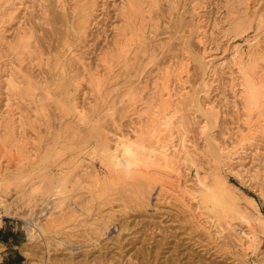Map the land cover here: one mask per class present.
Segmentation results:
<instances>
[{
	"label": "rangeland",
	"instance_id": "1",
	"mask_svg": "<svg viewBox=\"0 0 264 264\" xmlns=\"http://www.w3.org/2000/svg\"><path fill=\"white\" fill-rule=\"evenodd\" d=\"M77 1L80 5L82 2L87 3V0H84L85 2L83 0H0V12L3 10L0 13V19H2L0 21L3 24L0 25V91L2 90L0 92V109H3V103L6 101L3 94H6L7 98L9 96L8 102L11 100L10 102L15 116L17 118L18 116L19 118L24 116L23 118L26 120L18 118L17 120H20L23 126H17L20 128L27 126L24 127L26 130L21 129L26 134L25 136L30 143V147H32V152L35 150L33 157L37 160L42 155L50 154L49 156L52 159L49 158L47 167L49 172H53L54 175L52 177L48 176V178L45 173L43 174L45 169L39 171L33 170L31 173L28 172L31 168L26 164L27 159L23 157L26 156L27 158V151H12L11 160H9L10 169L15 173L18 172L23 177V180L25 178L26 180L22 182L24 185L22 184L23 186L21 185L20 187H17L10 180L8 181L9 186L7 190L8 194H6V203L11 209H9L11 212L5 213L3 209L0 210L2 212L0 231H10L11 229L16 231L18 239L21 241L18 249L24 256L25 264H32L33 260H35L34 262L42 264L45 256L47 257V264H254V261H259L258 256L262 258L264 254V231L261 233L259 231L261 244L258 250L255 253L249 250L244 255L231 229H226V232L223 231L221 236L220 234H213V226L209 227V223L205 222V216L200 215V211L197 209L198 207L195 208L197 206V204L195 205V199H190L187 197L188 195H185L187 197L184 196L187 205L185 204L186 206L184 205L182 207L183 204L180 206L181 202L179 201V204L178 201L172 199L173 197L171 199L169 197H167L168 199H163L161 195H157L156 192L158 190L156 185V189L153 188V193L150 194L149 204L145 207L143 202L146 199L142 198L149 189L143 185L141 186L142 190L138 188L139 186H136L137 188L135 189L133 185L135 194L131 189L132 187L120 184L122 186L114 187L115 191L113 189L112 191L109 190L106 193V196L108 194L107 197L104 194L103 197L93 201L91 205L84 204L81 196L77 194L78 190H75L74 199L76 203L78 202V205L73 204L71 201L68 207L72 210L69 211L67 207L69 214L72 213L73 216L69 215V217L68 213L64 214V211L62 213L64 216L55 215L60 226L70 225V227H74L72 228L73 230L68 232L70 235L67 232H63L64 229L61 230V233H51L48 236L49 238L47 237L48 243L50 244L48 245L47 252L42 240H27L28 230L31 228L37 230L38 223L51 210L59 213L58 208L54 209L53 207L57 195L55 187L51 188L52 185L49 186L48 183L51 181L55 185L60 168L62 167H68L73 171L75 170L74 173L78 172L79 167L76 166V163H73L75 159L72 160L73 162L71 164L67 154H82L88 149L91 150V147H95L96 138L94 135L92 137L90 133L92 123H94L93 125H99V129L102 128V131L100 130L101 135L103 133L107 137L109 136L108 138H112L114 136L113 134H118L121 131L127 132L128 134L134 133L133 127L135 124L133 123L134 121L136 122V117L135 115H128L130 112H127L125 107L128 104V102L126 103L128 93L126 94L127 96L123 95L129 92L126 90L127 88L130 90L131 86L137 84L135 89H133L135 91L133 95H137L135 97V101H137L136 105H138L137 108H140L139 111L142 113L144 108L148 106V102L151 101L154 103L156 101L152 100L157 95L159 84H157V87L154 84L160 79L159 75L163 67L165 68V64L168 65L173 60L177 64L181 59L184 60V62L182 60V62H179L183 66L181 67V64L178 63L180 65L178 67L179 70H184L185 68L188 70V72H185L188 76L182 71V76H186L185 79L183 77L184 82H190L189 86L187 85V89L195 92L193 96L195 94L198 95L194 97L196 99L199 98V104L203 106L208 105L209 107L212 105L217 110L219 109V117L215 123V127H211L214 134H211L217 138L216 141L218 139L221 140L218 143L220 142L222 145H226L231 143L232 135L230 133L232 134L239 123L240 117L238 109L242 104V99L239 96L240 86L237 84L240 82V78H238L240 67L237 65V60H241L243 65L247 67L249 65L250 67V64L252 65L251 60H254L255 54L257 55L256 61L264 56V52L262 51L264 50V0H199L201 7L198 10L199 15L195 14V16L191 15L192 13L189 9L191 0H146L147 2L144 3L143 11L147 9L149 12L144 11V20L139 15V11L130 12L131 10L128 8L127 0H94L95 2L88 0V3H93V5H90V10L93 11L94 6L96 8L88 16L89 21L87 19L86 27L83 31L81 29L83 33H78L79 27L76 25L79 23L77 20L81 19L79 12H76L79 10ZM146 4L148 5L146 6ZM3 6L7 8L5 7L3 9ZM126 9L128 10L127 13H125L127 11ZM129 14L131 18L128 16ZM258 17H261L262 20L258 19ZM134 26L135 28L144 27L145 36L148 40L145 39L148 48L146 47V50L145 46L138 45L137 41H131L132 44L130 46H133H129L130 51L127 54L124 53L125 55L122 56L123 53H120V47L123 46L122 41L125 43L130 40L127 39V35L133 34V31L131 32L129 30L130 27L134 30ZM202 26L205 29L199 32L200 30H197L196 27L202 29ZM190 30L192 31L190 32ZM139 31L141 30L136 32ZM203 31H205V34ZM20 36L21 38H19ZM129 37L135 38V36ZM23 39L26 42L29 41L27 42L28 45H26L27 50L26 48L23 49L24 47H20ZM65 40H67L66 42L72 43L71 47L73 50V55L70 54L65 58L70 59L69 61L68 59L67 61L65 60L66 69L62 73H65V76H62H64L63 80L67 84V92H65V96L67 95L66 99L63 97L64 91L60 92L61 89L59 86V88L55 89V84H57L59 78L55 75L56 71H58L55 67V59L59 55L64 56L63 54L66 53L64 51L65 45H63L66 43ZM116 42L121 43L119 44L120 46ZM7 43L10 45L7 46ZM15 46L17 47L14 48ZM75 47L76 50H74ZM18 48L19 51L21 50L20 52ZM22 51L23 54L21 53ZM252 55H254L253 58ZM248 56L249 59L247 60ZM263 59L258 60L256 68V74L259 76L264 74ZM242 60H245L244 62L246 63L244 64ZM123 61L126 62V66L123 64ZM174 62L172 63L174 64ZM184 63L188 65L184 67ZM81 64L84 69L80 66ZM87 66L91 69H86ZM95 70L101 73L100 79L103 81L100 82L103 83L100 87L95 86L96 82H92L95 79L90 77ZM10 75L11 77L13 76L12 78L15 84L12 83L14 85L10 82L12 79L9 78ZM54 76L57 78V81H55L56 78ZM4 79L7 80L6 83L8 81L10 83L5 84ZM53 80L54 83H52ZM203 80L206 81L207 85H203ZM29 82L32 85H29ZM60 82L61 80H59ZM144 83L145 85H142ZM16 84L20 89L15 90L18 88ZM233 84L235 85L233 86ZM42 86H45L47 89ZM143 86L147 89H142V91L140 87L143 88ZM98 87L101 89H98ZM179 87H177L178 90L180 89ZM190 87L194 90H191ZM13 88L15 91H12ZM4 89L11 91L9 93ZM154 89L156 92H154ZM152 94L153 96L155 95L153 99ZM58 95H60V99H58ZM12 96L15 97L13 98ZM46 97H50L51 99L55 97L56 99L51 100ZM12 98H16V100ZM68 98L69 100L78 102V104L85 105L83 106L86 107V115L88 120H90L88 123L77 122L72 111L68 113V111L62 109L63 106H60L62 103L61 99L65 102ZM120 98L124 100L120 102ZM26 100H29L30 104L33 102L34 105L31 104V106L28 102L27 104ZM55 100L57 104L54 102ZM142 101H148L147 105L145 104L146 102L143 104ZM152 103L151 107L153 105ZM12 104H16L17 107L15 106V108ZM17 108L21 110L19 111ZM194 109V107L188 105L186 112L184 111L186 114L183 112V118L185 119H183V122L182 119L180 120L184 127L186 125L187 128L185 127V130H189V133L186 131L189 140L196 149L200 150L194 156L198 167L192 168L189 171V176L187 175L183 178L185 180L188 177L186 180L189 179L188 181L191 183L192 179L196 178V175L203 176L204 174V176L207 175L208 177L210 174V169L208 168L209 162L206 161L207 157L203 156L202 152L204 150L205 138L200 133L201 128L199 126L204 116H201V113ZM22 110L23 114L21 113ZM24 111L28 113L24 114ZM17 112L18 116L16 115ZM31 115L34 116L32 117ZM142 117H146V115L140 116L141 119ZM32 119L33 121L35 119V121L33 122ZM96 119H98L97 122ZM20 123L17 122V124ZM260 137L257 135L252 144L250 142H244L246 144L245 146L243 144V150L245 148L247 152H243V150L239 151V154H235L236 157H233L235 159L231 160L232 162L225 160L228 168H231L233 171L231 169L226 170L228 168L224 165L222 167V173L226 175L228 182L238 187L239 191L234 192V196L237 197L239 202L247 206V201L243 194L252 196L257 202L258 209L264 214V197L260 193L262 184L264 183V180L262 182L264 175L259 177L257 181L256 179L249 181L239 180L232 173L237 167H242V169L246 168L243 169L244 171L253 169V166L257 165V162H255L257 157L263 158L264 137ZM223 141L225 142L223 143ZM248 143L250 145H247ZM98 147L96 146V149ZM18 152L21 154L19 155ZM25 152L27 155L22 154ZM256 152L257 154H255ZM8 154L10 155V153ZM13 156L15 159L17 157L18 161L21 160L20 163H24L25 167L19 169L18 165L20 163L18 164L12 158ZM238 156L239 158L241 157V162H239L240 160L236 162ZM253 157L254 159H252ZM2 158L0 157V164L7 161L6 156L5 158L2 156ZM21 158H24L26 161L24 160V162ZM93 160L99 175L101 177L103 175L108 176L106 167L99 161L98 157ZM238 163H241V166ZM247 167L249 168L247 169ZM258 167L260 168V166ZM196 169L200 170L196 171ZM193 171L195 173L197 172V174ZM41 176L49 182L47 183L43 180V182L47 183H43V190L41 192H32L31 183L35 182L34 179L38 181L42 178ZM30 177L33 178L30 179ZM183 179L182 182H184ZM207 179L210 180V176ZM46 187L48 188L46 189ZM123 187L127 190H124ZM128 188H130L132 193ZM45 190L47 191L45 192ZM141 191H145L144 195H142L143 192L142 194L140 193ZM109 194L112 198H110ZM136 196L137 199L139 197V200L136 199ZM111 199L114 201H111ZM141 200L143 201L141 202ZM137 201L141 202V205ZM67 203H69V200ZM64 207L66 208V205ZM258 230H261V228ZM61 241L63 243L59 245ZM0 245H2V249L0 250L1 254L5 251V247L1 242ZM24 246L30 255L27 256L24 253L22 249ZM29 256H31L30 259L28 258Z\"/></svg>",
	"mask_w": 264,
	"mask_h": 264
},
{
	"label": "bare ground",
	"instance_id": "2",
	"mask_svg": "<svg viewBox=\"0 0 264 264\" xmlns=\"http://www.w3.org/2000/svg\"><path fill=\"white\" fill-rule=\"evenodd\" d=\"M93 1L94 0H92V2ZM127 1H128V3H127L128 8H130V10H131L130 12L132 13V12L139 11V15H141L142 20H144L143 14H144L145 10L147 11V9H145L143 11V7H144V3H146L147 1L146 0H127ZM199 2H200L199 0H191L190 8H189L191 10V13H192L191 15H193V16H195V14L199 15L198 10L201 7L199 5L201 2L200 3ZM78 3H77V5L79 6V8H78L79 10L76 12H79V16L81 17V19L77 20L79 22L78 24H76V21H75V24L78 25L79 30L77 29V27H75V28L78 30V33H83L82 31L86 27L88 16L90 15L91 12L92 13L94 12L96 7L94 6L93 11L90 10V8H91L90 5L91 4L93 5V3H88V0H87V3L82 2L81 5H80V3L79 4ZM147 5L148 4H146V6ZM5 7L3 6V9ZM76 8H77V6H76ZM5 10H7V9H5ZM127 12H128V10L125 13H127ZM147 12H149V11H147ZM150 15H151V13H150ZM260 15H262V14H260ZM128 16H130V18H131L130 14ZM193 16H191V17H193ZM261 17L260 18L258 17V19L262 20ZM1 18H2V16H1ZM139 18H140V16H139ZM197 18H199V17H197ZM0 20H2V19H0ZM88 21H89V19H88ZM140 21H141V19H140ZM0 22H1L0 23V25H1L2 21H0ZM199 22H200V20H199ZM73 23H74V20H73ZM263 23H264V20H263ZM195 25H194V27H195ZM135 26H134V30H132L131 27L129 30L131 32L133 31L132 32L133 34L131 33L132 35H129V36H135V38L134 37L130 38L127 35V39L128 40L130 39V40L128 42H125V43H124V41H122L123 46L120 47V49H121L120 53L121 52L123 53V55L121 54L122 56L125 55L124 53L127 54L128 51H130L129 50L130 47L133 46V45L132 46H130V45L132 44L133 41L134 42L137 41L138 45L145 46V49L147 47L146 42L148 40L146 39V36H145V30L143 29L144 27H136L135 28ZM145 27H147V26H145ZM0 28H1V26H0ZM137 28H138V30H141V31L136 32V31H138ZM81 29H82V31H81ZM196 29L200 30L199 32H201V30H204L205 28H203V26H202V29L200 27H196ZM73 30H75V29H73ZM191 31L192 30H190V32ZM205 31H203L204 34H205ZM18 35H19V32H18ZM80 36H81V34H80ZM196 37H198V36H196ZM19 38H21V36ZM28 39H30V38H28ZM66 41L67 40H65V42ZM27 42H29V41H27ZM27 42L23 39L20 47L21 48L24 47L23 49H25L26 45H28ZM19 43H20V41H19ZM149 43H148V45H149ZM71 44L72 43H69V42H66L65 44H63V45H65V50L64 49L63 50L66 53L65 54L62 53L64 56L59 55L55 59V61H56L55 67L58 70V71H56L55 75H57V77H59L58 81H57V78L54 76L56 78V80L55 79L54 80L57 81V84H58V85L55 84V89L60 87L61 91L59 89L58 90L60 92L64 91L63 97H65V99L67 96V95L65 96V94H66L65 92H67V84L63 80L65 73L64 74H62V73L66 69L65 66H66V61L68 59V58L65 59L66 56H68L70 54L73 55V50H72ZM119 44H121V43H117L118 46H120ZM9 45L7 43V46H9ZM138 45H137V47H139ZM16 47L17 46H15L14 48H16ZM26 50H27V48H26ZM26 50H23V51H26ZM74 50H76V47L74 48ZM116 50H118V49H116ZM18 51H19V48H18ZM23 51L21 52L22 54H23ZM262 51L264 52V50H262ZM24 55H25V53H24ZM114 56H116V54H114ZM249 56H248L247 60L249 59ZM253 56L254 55H252V58H253ZM256 56L257 55L255 54L254 60L253 61L251 60L252 65L250 64V67H249V65H248V67L243 65L241 63V60L240 61L237 60L238 61L237 65H238V67H240L239 68V76H238V78H240V82H238L237 84H239V86H240L239 96L242 99V104L240 105V107L238 109L239 117H240L239 121H238L239 123L237 124L236 129H234L233 132L231 131L232 134L230 133V135H232L231 143H228L226 145H222L220 142L218 143V141H221L220 139H218V141H216L217 138L213 136L214 133L212 132V128H211L213 126L215 127V123L219 117V109L217 110L212 105L209 107L208 105L203 106L202 104H199L200 103L198 101L199 98L196 99L194 97L196 94L193 96V93H195V92L189 91V89H187L188 88L187 85L189 86L190 82L188 80H187L188 81L187 83L184 82L185 81L184 79L186 76L185 75L182 76V73H183L182 71H184V73H185V72H188V70H187V68H185L186 71H185V69L179 70V67H178V66H180L179 64H181V67L183 66V64L179 63V62H182V61L184 62V60L181 59L182 60L181 61L180 59L177 58L178 60H180L178 62L179 64L177 63L178 65L176 64V61L174 62V60H173V61H170V63L168 65L165 64V68L163 67V69H162V67H161L162 70L159 68L161 70V74L159 73L160 79L157 80L155 78L159 82L157 83V81H156V84H154L156 87L158 86L157 84H159V90L156 88L158 91L157 95H156L154 93V92H156L154 89L153 93L156 95V96L154 95L155 99H153L154 98L153 94H152L153 100L150 97V99L152 101H154V100H156V101L154 103H152L150 100H149L150 102L145 101L146 103L142 101L143 104L145 103L146 105L148 102V106H146L144 108L142 113L139 111L140 108L139 109L137 108L138 105H136L137 101H135V97L137 95L136 96L133 95L135 93V91L133 89H135L137 84L133 85V86L130 85L131 86L130 90H129V88L126 89L129 92H126L123 95L125 96L128 93L127 94L128 96L126 95L127 96L126 103L128 102V104L125 106L127 109V112H130V114H128V115L129 116L135 115V117H136V122L134 121V123H133V124H135V126L133 127L134 133L131 132L132 134H128L127 132L125 133V132L121 131L118 134L117 133L113 134L114 136L112 138H108L109 136L107 137V135H104L103 133L101 135L100 130L102 131V128L100 127L101 129H99V127H98L99 125L98 126L96 124L93 125L94 123H92V125L90 124L92 126L90 133H91V136L94 135L96 138L95 147L94 148L91 147V150L88 149L85 152H83L82 154H79V153H77V154H75V153L69 154L68 153L67 154L68 160L71 161L70 162L71 164L73 162L72 160L75 159L73 163L74 164L76 163V166L79 167L77 173H74L75 170L74 171L70 170L68 167L67 168H65V167L60 168V171H59L60 173L57 177L55 185H53L51 181L49 182V181L43 179L44 178L43 176H41L42 178H40L38 181H36L34 179L35 182L31 183V191L32 192H39V191L41 192V190H43V183L47 184L49 182L50 184L48 183V185L49 186L52 185L51 188L55 187L57 195H56V200L54 201L53 207H54V209L58 208L59 213H57V211L51 210V212H49L45 216V218L38 223V229L37 230L35 228H31L28 230L27 240H29V241L30 240L33 241L36 239H40V241L42 240L43 241L42 243H43V245L46 249V252H47L48 251V245H50L48 243L47 237L51 233H53V234L59 233V232L61 233L62 232L61 230L64 229L63 232H67V234H68V232L70 230H73L72 228H74V227H70V225H66V226L61 225L60 226L58 224V220L56 219V216H58V215L64 216V214H67V213H68V216L69 215L73 216L72 213L69 214V211H71L72 209H70L68 207V205L71 204V201L73 204L78 205L77 204L78 202L76 203V201L74 199V196H75L74 191L75 190H78L77 194H79V196H81V200L83 201L84 204H88V205L90 204L91 205V203L93 201L99 199L100 197H103L104 194H105V197H107L108 194L106 196V193L109 192V190H111V191H112V189L114 190L115 186H122L120 184H123L124 186L132 187L131 188L132 190L134 189L133 185L135 186V189L139 186L138 188L140 190H142L141 186L143 185L145 188L147 187L149 189V190H147L148 192H146L145 195H144L145 191L140 192L141 194L143 192L142 195H144L142 199H146L143 202L144 207H145V206H148L150 194L153 193L152 189L155 188V185H156L157 190H158L156 192L157 195L158 194L161 195V197L163 199H168L167 197H169L171 199V197H173L172 199H174L175 201H178L179 204L181 202L180 206H182V204H183L182 207H184V205L186 204L185 203V201H186L185 195H188L187 197L190 199H195V201H196L195 205L197 204V206H195V208L198 207L197 209H199L200 215L205 216V222L209 223V225H210V226L209 225L208 226L209 227L213 226V229H214L213 234H217V235L220 234V236H221V233L223 231H225L226 229H228V230L231 229L233 231V233L235 234L234 237L238 243V246L243 250V254L246 255L247 253H245V252H248L249 250L254 251V253H255L261 244V235L259 234V231H260V233L264 231V214L258 209L257 202L255 201V199L252 196L243 194L245 200L247 201V206L243 205L241 202H239L237 200V197L234 196L235 195L234 192L239 191V189L237 186H235V184H232V183L227 181L226 175L222 173V167H224V165L227 166L226 161L230 162L231 160H234L235 158H233V157L235 156V154L237 155V154H239V151L243 150L244 142H250L252 144L253 140L257 137V135L264 137V76H263L264 74L262 76H259L256 74L257 73L256 68H257L258 60H259V59L257 61L255 60ZM22 57H20V58H22ZM27 57H28V55H27ZM263 57H261V59H263ZM76 58L79 59L78 57H76ZM121 58H123V57H121ZM26 59H28V58H26ZM69 59H68V61H69ZM74 59H75V57H74ZM74 59H72V60H74ZM100 59H101V57H100ZM102 59L104 60L103 57H102ZM24 61H26V60H24ZM244 61L242 60V62H244ZM70 62H71V60H70ZM172 62H174V64ZM20 63H21V60H20ZM80 63H82V62H80ZM105 63H106V61H105ZM125 63L126 62H124L123 64H125ZM245 63L246 62H244V64ZM184 65H185L184 67H186L188 64L186 65V63H184ZM80 66H82V69H84L82 64ZM125 66H126V64H125ZM89 67H91V66L89 65ZM89 67L87 66L86 69H91ZM260 68H262V67H260ZM98 70L100 71V69H98ZM99 71L95 70V72L92 73L90 75V77L92 79H95V80L91 79L92 82L93 81L96 82L95 86L97 85L100 87V85L103 83V82L101 83L100 81H103V80L100 79L101 73ZM66 72H67V70H66ZM185 74H187V73H185ZM11 75H10V77L9 76L8 77L12 78L13 76L11 77ZM62 75H64V76H62ZM187 76H188V74H187ZM22 77H21V79H22ZM183 77H184V79H183ZM32 78H35V77H32ZM11 80H10V82L14 83L13 78ZM54 80L52 83H54ZM59 80H61L60 83H59ZM6 81L7 80H5V84L10 83L9 81H8V83H6ZM30 82H31V80H30ZM30 82H29V85L30 84L32 85V83H30ZM67 82H68V80H67ZM13 83H12V85L15 84V83L14 84ZM184 83H186V85H184ZM202 83L204 86L207 85L206 81H204V80L202 81ZM146 84H148V83H146ZM142 85H145V83ZM234 85L235 84H233V86ZM16 86H18V85L16 84ZM20 86L22 87L21 84H20ZM51 86H52V84H51ZM178 86H180L179 90L177 88ZM42 87H45V86H42ZM99 87H98V89H101ZM140 88H141V90L147 89V88H145V86H143V88L142 87H140ZM193 88H195V87H193ZM193 88L190 87L191 90ZM18 89H20L19 86L15 90H18ZM4 90L6 91L7 89H4ZM15 90L13 88L12 91H15ZM138 90L140 91V89H138ZM10 91H8V92L10 93ZM45 91H47V90H45ZM196 91L198 92L197 89H196ZM47 92H49V91H47ZM47 92H45V93H47ZM11 93L15 94L14 92H11ZM140 94H141V92H140ZM3 95H4V98L6 101L3 103V109L2 110L0 109V157L2 158V156H3L5 158V156H6L7 161H5V163L2 162L3 164H0V210L3 209V212L5 211V213L6 212L10 213L11 209L9 208L8 204L6 203V194H8L7 190H8V186H9L8 181L10 180L17 187L18 186L20 187L23 184L22 182L24 180H26V178L23 180V177L20 176L18 172L15 173V172H13L12 169H10L9 160H11L12 151H15V150H18V151L20 150L21 152H22V150L27 151L28 155L26 152L22 153V154L27 155V158H26V156H23L25 159H27V161L24 158H21V159H23V161L25 160L27 162L26 164H28L30 166L31 169H29L28 172L31 173L33 170L39 171V170L45 169V171H43V174L45 173L47 175V177L48 176L52 177L54 175H53V172L52 173L49 172L48 167H47V162L50 158V156H49L50 154H45L44 156L42 155L37 160H35V158L33 157L35 154V152H34L35 150L33 151L34 152L33 153L31 150L32 147H30V143L25 136L26 134H24L22 129H21V128L24 129V127H27V126H24L21 128L17 126V125L23 126V125H21L22 123H20V120H17L19 118L18 112L16 114L18 116V118H17L15 116L14 109L11 106V102H10L11 100H9L10 103L8 102L9 96L7 98L6 94H3ZM5 95H6V97H5ZM48 95H50V94H48ZM98 95H99V93H98ZM141 95H143V94H141ZM52 96H50V97H52ZM59 96L60 95H58L57 97H59ZM196 96H198V95H196ZM37 97H40V96H37ZM50 97H48V98L51 99ZM121 97H123V96H121ZM140 97H142V96H140ZM123 98H126V97H123ZM52 99H56V98L54 97ZM58 99H60V97ZM13 100H16V98ZM29 100L28 101L26 100V103L27 102L29 103ZM36 100H38V99H36ZM121 100L122 99L120 98V102H121ZM140 100H141V98H140ZM17 101H15V102L17 103ZM61 101H62L61 105L59 103L58 104L60 106H63L62 109L64 111L66 110V111H68V113L70 111H72V114L76 118L77 122L88 123V121H90V120H88V117L86 115L87 110H86V107H84L85 106L84 104H83L84 105L83 106L81 104H78V102H74L72 100H69V98L65 102H63L62 99H61ZM31 102H32V100H31ZM54 102L56 103V100ZM149 103H150V105H149ZM151 103L153 104L152 107H151ZM31 104H33V102ZM31 104L29 103V105H31ZM12 105L14 107L16 106V104L15 105L12 104ZM188 105L194 107L196 110H198L201 113L200 114L201 116H204L202 118V121L200 122L201 124L199 125L201 129L200 128L199 129L201 130L200 133L205 138V141H204L205 144H204V148H203L204 150H202V152H203V156L207 157L206 161L209 162L208 168L210 169V174L208 175V177H207V175L204 176V174H203V176L202 175L201 176L196 175V178H194L195 181L193 182L194 179H192V183L188 181L189 179L186 180L188 177L185 180L183 178H185L187 175L189 176V171L192 168L198 167L197 166L198 163L196 164V161H195L196 159L194 158V156L196 155L197 151L200 152V150H198L194 147L193 143L189 140V138L187 136L188 134L186 135V133L189 130L188 131L185 130L187 128L186 125H185V127H186L185 128L184 125H182L183 123L181 124V122H180L181 119H182V122H183V119H185V118H183L184 117L183 112L184 111L186 112V108ZM59 108H61V107H59ZM34 109H36V108H34ZM62 109H60V110H62ZM17 110L20 111L21 109L17 108ZM63 110H62V112H63ZM22 112H23V110L21 111V113ZM185 112H184V114H186ZM25 113L27 114L28 112L24 111V114ZM64 114H65V112H64ZM142 115L143 116L146 115V117H142V119H141L140 116H142ZM23 117L21 116V118H23ZM28 117H29V114H28ZM21 118H19V119H21ZM23 120H25V119L23 118ZM29 120H30V118H29ZM97 120L98 119H96V122H97ZM32 121H33V119H32ZM34 121H35V119H34ZM91 121H92V119H91ZM17 122H19L20 124H17ZM27 122H28V120H27ZM32 128H31V130H32ZM24 130H26V129H24ZM211 133H213V134H211ZM99 134H100V136H99ZM27 136H28V134H27ZM28 139H30V138L28 137ZM224 142L225 141H223V143ZM245 144H244V146H245ZM247 145H250V144L248 143ZM96 146H99V147L96 149ZM55 149H57V148H55ZM59 149H60V147H59ZM243 152H247L245 150V148H244ZM8 153H10V155ZM4 154H5V156H4ZM20 154L21 153H19V155ZM199 154L201 155V153H199ZM255 154H257V152ZM255 154H254V156H255ZM240 155H241V152H240ZM96 157H98L99 161L106 167V170H107L106 172H107L108 176L103 175L101 177L99 175V173H98V171L95 168V165L93 163L94 162L93 159ZM12 158L15 159L14 156ZM240 158L238 156L236 162L238 160H240ZM17 159L18 158L16 157L15 160L19 164L21 162V160L18 161ZM50 159H52V158H50ZM252 159H254V157ZM241 161L242 160H240L239 162H241ZM255 162H257V165L256 166L254 165L253 166L254 168L252 167L253 169H248L249 167H247L248 170L244 171L243 169H246V168L242 169V167H240V168L237 167L236 170L234 172H232L233 170L231 168H228V166H227L228 169H226V170L231 169L232 171H230V172L235 174V176H237V178H239V180L241 179V180L251 181V180L256 179V181H257V179L259 177H262V175H264V155H263L262 159H261V157L260 158L257 157V160H255ZM260 163H261V165H259ZM240 164H239V166H241ZM18 166H19V169L25 167L24 163H22V164L20 163ZM258 166H260V168ZM46 167H47V169H46ZM250 168H251V166H250ZM19 169H18V171H19ZM197 170L198 169H196V171ZM47 172H49V173H47ZM195 174H197V172ZM209 176L211 178L210 180L207 179V178H209ZM27 178H28V176H27ZM32 178L33 177H30V179H32ZM262 178H264V177H262ZM182 179L184 180V182H182ZM43 180L46 181L47 183L43 182ZM260 180H261V178H260ZM263 180L264 179H262V182H263ZM47 188L48 187H46V189ZM123 189L127 190V189H125V187H123ZM261 189H260L261 190V192H260L261 196L264 197V183L262 184ZM128 190L131 192L130 188H128ZM46 191L47 190H45V192ZM133 191L135 192V190H133ZM136 191L138 192V190H136ZM154 193H155V191H154ZM77 194H76V196H77ZM135 194H136V192H135ZM137 195H138V193H137ZM109 196H110V194H109ZM140 197H142V196L140 195ZM110 198H112V197L110 196ZM134 198H135V196H134ZM158 198L160 199V197H158ZM77 199H79V198H77ZM136 199H137V196H136ZM68 200H69V203H67ZM137 200H139V197ZM111 201H114V200L111 199ZM142 201L143 200H141V202ZM137 202H139V201H137ZM141 202H139V205H141L140 204ZM150 202H151V200H150ZM109 203H110V201H109ZM63 204L66 205V208L64 207L65 205L63 206ZM67 207H68L69 211L67 210ZM141 207H143V206H141ZM247 207H249L250 209ZM64 209H66L67 211ZM188 210H189V208H188ZM63 211H64V214L62 215ZM13 214H14V212H13ZM1 216H2V212H0V224L2 222ZM199 224H200V222H199ZM259 228H261V230H258ZM68 235H70V233ZM71 236H72V233H71ZM62 243H63V241L59 242V245ZM71 243H73V242H71ZM1 247H2V245H0V250L2 249ZM22 249L27 256L30 255L29 251H27V248L25 246ZM28 258L30 259L31 256H29ZM46 258L47 257L45 256L43 259L44 262H42V264H47ZM260 258L261 257L258 256L259 261H260ZM34 261L35 260H33L32 264H41V263L34 262ZM259 261H257V260L254 261V264H264V254H263L261 261H260L262 263H260Z\"/></svg>",
	"mask_w": 264,
	"mask_h": 264
},
{
	"label": "crops",
	"instance_id": "3",
	"mask_svg": "<svg viewBox=\"0 0 264 264\" xmlns=\"http://www.w3.org/2000/svg\"><path fill=\"white\" fill-rule=\"evenodd\" d=\"M0 242L3 243V241ZM20 244L21 241L18 239L16 231H13V233L8 234L6 242L3 243L5 251L0 254V264H25L24 256L22 252L18 249ZM17 254L23 258L22 260H20V263L19 261L15 262Z\"/></svg>",
	"mask_w": 264,
	"mask_h": 264
},
{
	"label": "trees",
	"instance_id": "4",
	"mask_svg": "<svg viewBox=\"0 0 264 264\" xmlns=\"http://www.w3.org/2000/svg\"><path fill=\"white\" fill-rule=\"evenodd\" d=\"M1 235H0V241L6 242L8 234L13 233V230L11 229L10 231H0ZM23 258L17 254V257L15 258V262L20 263V260H22Z\"/></svg>",
	"mask_w": 264,
	"mask_h": 264
}]
</instances>
